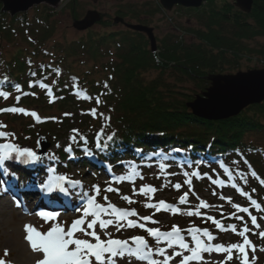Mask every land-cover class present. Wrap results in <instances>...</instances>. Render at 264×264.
<instances>
[{"label": "trees", "instance_id": "trees-1", "mask_svg": "<svg viewBox=\"0 0 264 264\" xmlns=\"http://www.w3.org/2000/svg\"><path fill=\"white\" fill-rule=\"evenodd\" d=\"M75 3L76 0L71 4V10L75 13L74 19L78 20ZM156 4L144 11L140 6L130 5L119 10L118 14L146 25V16L165 11L158 2ZM2 6L0 0V41L13 37L11 30L17 31L13 26L17 21L23 26L21 30H28L26 33L39 32L42 41L39 44L48 43L47 39L54 31L50 21L53 11L37 15L35 27L37 25L38 28L28 29L24 26L32 23L24 15L11 18L2 11ZM179 8L194 15L200 23L199 28L187 29L194 37L193 42H185L183 36L171 40L167 38L156 53L149 50L145 33L127 28L121 33L107 31L108 34L100 36L90 35L68 47L55 41L49 48L41 45L32 50L29 47L17 48L10 59L0 50V89L14 87L18 83L22 90L19 93L14 90V96L20 95V99H14L12 104L1 97L0 109L5 105H16L31 107L38 112L37 105L56 111L54 114L39 115L40 122L22 113H1L8 126L6 131L14 133L22 145L35 144L38 132L48 135L52 142L60 139L61 135L68 139L76 136L77 140L82 136L88 144L96 145L97 134L102 131L101 143L115 134L112 141H107L108 149L119 146L123 150L132 145V148L145 150L158 146L171 149L182 144L194 145L195 150L200 147L211 152L216 150L220 160H225L222 166L228 169L225 173L221 170L217 172L227 178L231 173L237 183L264 205V185L260 183L264 180V144L257 145L246 140L250 132L264 130V102L250 106L234 118L221 121L197 118L187 106L210 86L209 75H226V67L237 65L242 57L259 55L264 58V48L247 45L250 40L264 38V1L254 0L250 13L237 9L234 2L228 0L220 6L215 0H208L200 8ZM77 52L81 57L88 55L95 62L99 57L110 58L104 66L78 71L69 64L70 60L72 63L84 62L83 58L81 61L75 59ZM37 55L48 60H39ZM53 68L60 70L59 76L52 71ZM151 70L159 71V75L148 79L145 75ZM33 71L37 73L35 77L30 75ZM168 74L179 84L182 81L195 82L196 91L200 93L178 89L177 84L167 81ZM29 81H33L34 86L29 87ZM35 81L47 84L54 91V98H48V89L41 88ZM77 91L83 95L78 96ZM85 96L90 99H85ZM97 98L101 103H96ZM92 109L96 110L95 116L91 114ZM253 170L259 179L252 177ZM253 211L258 212L255 208ZM257 257L256 264H264V252Z\"/></svg>", "mask_w": 264, "mask_h": 264}, {"label": "snow or ice", "instance_id": "snow-or-ice-1", "mask_svg": "<svg viewBox=\"0 0 264 264\" xmlns=\"http://www.w3.org/2000/svg\"><path fill=\"white\" fill-rule=\"evenodd\" d=\"M31 65V61H29ZM52 71L59 76L60 70L58 68H53ZM30 75L35 77L37 75L36 72H31ZM35 83L39 84L41 88L48 89V94L51 96L52 91L51 88L41 82L35 81ZM34 86L33 81H29V87ZM16 91L21 92V86L17 83L14 85ZM107 87V85H105ZM35 95V93H23V95ZM78 96L83 95L80 91L76 93ZM9 93L7 91H0V97L7 99ZM85 99H90V97L85 96ZM20 95L16 96V100L19 101ZM96 103L99 104L101 101L99 98L96 99ZM0 112H11V113H22L24 115H30L37 122L41 121V117L34 111L29 112L28 110L21 107H9L0 109ZM91 114L93 116L96 115V110L92 109ZM68 115V114H66ZM102 115V114H101ZM7 128V125L0 123V140H3V143H0V169H3L5 175L9 174V170L7 168V163L9 161H15L22 164H35L36 162L41 160V156L37 154V152L28 147H21L17 143L14 142V133H8L3 131L2 129ZM79 135L78 130H73ZM103 135V132L97 134L96 139V147L101 150L107 149V141H112L113 136L115 134L109 135L107 137V141L101 143L100 136ZM80 139L84 140L85 145L87 144V140L84 137H80ZM70 140L73 143H77V137L72 136ZM65 151L70 155L73 152L72 144H69ZM139 151V150H137ZM174 151L179 152L181 149L177 148ZM84 152L88 156H92L93 153L87 148H84ZM159 155V153H156ZM50 159H56L55 156L50 157ZM247 163V161H245ZM161 172H164V166H161ZM53 175H50L46 184H42V188H46L48 192H52L54 189L59 190L62 193L67 194L68 189L64 186L65 184L71 186L72 188L80 187L83 188L82 182L80 180H73L66 175H56L54 168H49L48 170ZM187 176L188 174L185 173ZM206 175V174H205ZM252 177H257L256 172L251 171ZM192 176L199 178V173H192ZM229 177L231 178V173H229ZM139 178L141 180L144 179L143 175L139 172L133 171L127 175H121L114 177V182H123L130 181L133 183L132 193L133 195H142L146 198V202L144 207L152 208L155 211L153 215L149 216H140L139 213L134 208H125L121 209L112 204L108 197L103 196V200L106 202L105 204H101L97 202L96 197L100 196L101 188L99 185H93L92 191L93 195H89L87 192H83L81 194V200L83 201V205L81 207L76 208V211H80L82 214L79 218L72 221L71 225L65 229L64 225L56 222L58 213L55 212H45L39 211L33 213L43 219L45 222H54L48 228L47 231H41L37 227L32 224L24 225V231L26 233L25 239L29 243L31 249L35 253L42 254V258L36 261V264H117V259H129V264H131L132 260L138 262H145V264H169L170 261L174 259V257H182L180 260V264H192V262H196V264H200L202 261V253H226V260L230 261L233 259V250H235L240 257V264H250L248 258V248L254 252L255 246L248 239L247 234L251 231L248 225L245 223L242 229L237 231V226L235 224H229L227 227L220 220H217L213 216H208L206 213L200 211V209H206L209 207H213L209 205L206 201L200 200L199 204L195 208H189L186 210H182L176 205L169 204L164 200L150 202L153 199L154 194L157 192V188L152 185H141L139 189L135 187V179ZM159 178V177H158ZM247 182V181H245ZM3 181H0V184H3ZM212 183L223 185V180H213ZM260 183L264 185V180H260ZM184 184L191 186L192 179L188 178L184 181ZM166 186V185H162ZM177 191H179L182 187L180 183L173 184ZM233 188L242 195L247 197L250 204L254 206L257 210H261V205L257 202V200L253 199L248 192H245L242 188H238L236 184L232 185ZM3 191H7L4 189ZM105 192H117L119 193V188H113L111 184L104 188ZM253 192L255 189L252 190ZM192 192L191 187L187 192H184L183 195L179 197L178 204L184 205L188 203L189 193ZM2 194V192H0ZM216 193L214 192L213 195ZM128 204H134L136 201L132 199L131 196L121 195L120 197ZM199 199V197H197ZM220 199H226L228 203L236 210L233 213L229 214V218H236L239 220H243V216H238L237 213H247L250 217L251 224L255 228H259L260 225L257 223V217L252 215L249 212L248 207H242L239 204L232 203L231 197L221 196ZM17 207H20V203L17 202ZM26 209V205L23 206ZM220 208H223V205H220ZM171 212L172 214H181L185 212L187 216H197L204 217L205 223L207 221H211L220 231H231L236 233L238 236L243 238L242 243H233L228 245L227 247L223 244H213L212 242L216 240V236H214L209 229L207 228H199V227H190L188 229H181L178 225H173L168 231H161L160 228L148 227L147 223L158 224V220H154L153 216L156 212ZM223 212H221V216L223 217ZM110 217V218H105ZM131 217H136L137 219H131ZM143 221V222H141ZM97 226L101 230H106L109 226H113L116 228V231L119 232L122 228H140L147 232L148 236L152 237L157 244L164 243L167 247H157L153 248L149 245L148 240L144 236H132L129 239H115L112 238L111 233L105 231V235L108 237L107 239H101L100 234L97 233ZM186 232L193 241V246H189V243L185 241V237L182 233ZM81 233L84 237H90L91 239L80 238L76 234ZM261 238H264V231L259 233ZM178 247L183 251H174L171 255L167 254L168 248ZM264 250V249H262ZM184 252L189 254L185 255ZM8 255V250L5 249V256ZM161 256L162 260H157L154 257ZM255 259V257H253ZM0 264H6L3 259H0Z\"/></svg>", "mask_w": 264, "mask_h": 264}, {"label": "rangeland", "instance_id": "rangeland-1", "mask_svg": "<svg viewBox=\"0 0 264 264\" xmlns=\"http://www.w3.org/2000/svg\"><path fill=\"white\" fill-rule=\"evenodd\" d=\"M73 1L74 0H61L56 6H52L48 3H42L39 5L33 6L25 14H18V15L16 14L17 16H15V17H19L21 15H24L26 17L25 19L29 20L30 23H32V25H30V26L25 25L24 27H28V29H31V27H32L35 29L37 27V25L35 27V19H36L37 15H42L44 12L51 10L53 12H52V16H51L50 21H51V25L54 26V31L52 32V35L47 39L48 43L39 44V42L42 43V41L40 40L39 32L35 31L31 34V31H30V32L26 33V31L24 30L25 28L23 30L20 29V27L21 28L23 27L21 25V23H19V22L17 23V21H16L13 26L17 29V31H15L13 29L11 30L13 37H11L10 40H9V38H5L3 41H0V50H2L3 54L6 55V58L10 59L12 53L13 52L15 53L17 51V48L29 47L32 50V49L37 48L39 45H41L43 48H49L53 45V43H55V41L60 42L61 45L63 43L64 46L68 47V45L71 46V44L74 41L84 40V39L88 38V36H90V35H94V36L99 35L100 36V35L108 34L107 31L111 32V33L124 32V31H126L125 26H123L121 23L117 24V23L113 22L115 17L121 16L120 14H118L119 10H121V9L123 10V9H125V7H127V6L129 7L130 5H134L135 7L137 5V6H140L142 8V11H144L145 9L146 10L152 9L155 6H157V4H156L157 2L160 4V0H76L75 12H76L78 20H83V18L85 17V15H87V13L89 11H96L101 15V19L98 20L88 30H78L74 27V22H75L74 14L75 13L73 14V10H71V8H72L71 4L73 3ZM225 1L226 0H215V2L217 4H219V6L221 4H223ZM228 1H233V0H228ZM6 13H8V12H6ZM24 16H22V17H24ZM10 17L14 18L11 15H10ZM22 17H20V18H22ZM124 19H125V21H127L129 23H138L129 17L124 16ZM144 19L146 20L145 21L146 25H148L149 27H152L154 29V34H155V38H156V42H157V50H158V47L163 45V41L167 38L169 40H171V39H175L176 37L179 38L180 36H183L185 42L192 43L194 40V37L192 34H190L187 31V29L188 28H194L195 29V28L200 27V23L194 15H191L189 12H187L186 10L180 9L179 7L173 8L172 11H163V12H157L154 15H148ZM32 38L35 39L34 40L35 42H32L33 44L31 45L30 40ZM147 40H148L147 46H148L149 50L151 51L150 40L149 39H147ZM247 45L251 48H256V47L257 48H264V38L261 37V38L255 39V40H250L247 42ZM114 51H116V50H114ZM156 52H152V53H156ZM106 57L107 58H105V57L100 58L99 57V60L97 62H95L93 60H90L88 55H83V57H81V54L77 52L75 59L76 60L78 59L79 61H81V59L83 58V60H84L83 63L86 62V64H83L81 62L72 63L71 60L69 61V64L75 66L74 69H76L78 71H83L84 69H88V67L104 66L105 62H107V60L109 61V58H110L109 56H106ZM33 58H35V56ZM36 58H38L39 60H42V61L48 60V58L41 57L38 55L36 56ZM263 59L264 58L260 57L259 55H253V56L250 55L249 57L248 56L242 57V58H240L237 65H235V64L231 65V66L226 65L227 67H226V73L225 74H235L239 71L247 72L249 70L263 69L264 68ZM158 75H159V71L151 70L148 73H146L145 76L148 79H153V78L157 77ZM168 75H169L168 77L166 76L167 81H169L171 84H177L180 87V88L178 87V89L182 88V89L188 90V92H190V93H193V92L196 93L197 92L196 91L197 86H196L195 82H184V81H182L181 84H179V83H177L176 78L170 77L171 74H168ZM197 93H200V92L198 91ZM35 107L40 109V111H39L40 114L43 113V114L48 115V114H54L56 112L54 110H48L46 108H43V107H40L37 105ZM27 108H28L27 110H29V107H27ZM17 121L19 123H24L23 120H17ZM11 125L14 126V128H17L16 125H13V124H11ZM41 136L43 137V140L46 139V137L48 138V135H45V134L41 135ZM246 140L253 141L257 145L258 144H264V130L260 131V132H258V131L250 132V134L246 136ZM44 142H45V140H44ZM64 146H65V141L63 144L61 141V142L57 143L54 146V148L51 149V151H55L59 147H64ZM64 148H66V147H64ZM76 170H78V169H76ZM76 177H77V175H76ZM149 177H152V176H149ZM145 180L148 181V178L147 179L144 178L142 180L143 183H141V181H138L137 185L135 187L137 189H139L141 185H148V184H145V182H144ZM164 182H165V180H164ZM161 184H159L158 186L162 187ZM154 186H156V184H154ZM105 187H106V185L104 186V188ZM104 188H102V192H101L100 196L105 194ZM181 191L182 190L180 189L179 191L176 190L174 192L179 195V193ZM91 192H93V191H91ZM163 192H164L163 190L158 192L157 196L162 197V195L164 194ZM123 195L132 196V199H134L136 201V203H134V204L126 203L124 200H122L120 198L121 195L119 197H115L111 193V195H109V196H111V198H113V202L119 203V205H121V206L136 207L140 212V216H142V215H153V212L155 211L154 209L144 207V204L146 202V198L144 196L133 195L132 189H128L127 191H125V193ZM100 196L98 197V199L100 198ZM157 196L154 195L152 201H150V202H153V203L156 202L155 197H157ZM223 196L231 197V195L228 192H225L223 194ZM199 197L201 199H204V200L210 202L211 204L215 203V205H214L215 211L221 209L220 205H222V203L218 200H217V202H215V200H214L215 197L211 191H201ZM232 199H237V198H232ZM222 201L225 203H228L227 201H224V200H222ZM232 203H233V200H232ZM192 204L194 206L197 205L195 198H194ZM228 204H230V203H228ZM10 209H11V207L6 208L7 211L5 210L4 213L7 214L13 210V208H12V210H10ZM181 209L186 210L189 208L181 207ZM227 209H224V210H227ZM12 212H14L13 213L14 215L19 214V212H17V210L16 211L14 210ZM183 213H184L183 216H187L185 212H183ZM156 214H157V212L153 216V219L158 220L160 225L163 227V229H166V227L168 228L169 226H173V225H178L181 229H183V228H187L189 226V224L193 225V223H194L192 220L191 221L186 220L184 217L181 218V216H175V217L171 216L170 213H166L164 215H156ZM207 214H211L213 216L216 215V214H212L210 212H208ZM1 219H2V217L0 216V220ZM188 221H190V222L188 223ZM52 223L53 222L46 223L43 219H37V224L35 226L42 227V225H43L45 228H47V227L51 226ZM250 223H251V221H250ZM166 224H169V225H166ZM258 224H260L261 227H264L263 221H260ZM195 225H197V224H195ZM244 225L245 224H243V226ZM248 226L250 227V225H248ZM148 227L159 228V227H157L156 224L148 225ZM241 227L240 228L237 227V231H239L240 229L243 228V227L242 228ZM207 228H209V227H207ZM109 229H110L109 231L104 230V232L102 234L104 236H106L104 234L106 231V232L111 233V236L115 235L117 238H123V239H125V237L129 234V232L127 230H123V228L119 232H117L116 228L113 226H110ZM13 231H14V228L12 226H4L3 222L0 221V259H3L6 262V264H15L14 253L11 252V249L15 245H21V242H25V240H26L24 232H21L19 234H17V233L14 234ZM222 234H223V232H222ZM11 235H13V236H11ZM6 236H11L10 238H11V242L13 243V246L3 242L4 239L6 238ZM247 236H249V234H247ZM241 239H242V237H241ZM238 240H240V236H238L236 233L228 231L226 236H224V237L219 236L212 243L213 244H223L227 247L230 244L238 243ZM240 242H241V240L239 241V243ZM253 245L255 246V249H256L255 252L260 254V255H263L262 252H257V248L259 246L261 248H263V244H261V243L258 244V242L254 241ZM5 249L8 250L7 256H5ZM177 250H178V248H174V251H177ZM251 251L252 250L250 248L248 253L249 254L252 253L251 255H253V252H251ZM184 254H187V252H184ZM226 255H227L226 253H217L214 251L211 253H207V252L202 253V261L200 262V264H223V263H227ZM233 258H240L239 254L235 250H233ZM37 259L35 258L34 261ZM254 260L255 259H253V258L251 259L252 262ZM174 262L180 264V262H178L177 260ZM192 264H196V263L192 262Z\"/></svg>", "mask_w": 264, "mask_h": 264}, {"label": "water", "instance_id": "water-1", "mask_svg": "<svg viewBox=\"0 0 264 264\" xmlns=\"http://www.w3.org/2000/svg\"><path fill=\"white\" fill-rule=\"evenodd\" d=\"M61 0H3V12L12 16L25 13L35 5L48 3L56 6ZM207 0H160L162 8L172 11L175 6L185 8H200ZM264 1V0H263ZM254 0H235V5L245 13L252 11ZM101 15L96 11H89L83 20H75L74 27L87 30L92 27ZM114 23H121L128 29L145 33L150 40L151 51H157V42L152 27L143 24H133L117 16ZM210 86L195 100L187 104L192 113L199 118L209 121L227 120L240 115L246 108L264 102V69L239 71L235 74H211L207 77ZM45 140V139H44ZM43 139L39 141L43 153L48 144Z\"/></svg>", "mask_w": 264, "mask_h": 264}, {"label": "bare ground", "instance_id": "bare-ground-1", "mask_svg": "<svg viewBox=\"0 0 264 264\" xmlns=\"http://www.w3.org/2000/svg\"><path fill=\"white\" fill-rule=\"evenodd\" d=\"M13 204L12 201H9L7 203L1 202L0 203V216L2 217L1 221L3 222L4 226H12L14 228V234L25 232L24 231V225L26 224H35L34 219H27L26 217L22 216L21 214L14 215L12 212V208L9 213L5 214L6 208L9 207V205ZM32 209V207L30 208ZM7 211V210H6ZM13 234V235H14ZM26 234V233H24ZM11 235V236H13ZM11 236H6L4 239V243L10 244L13 246V243L11 242ZM11 252L14 253V262L15 264H34V259L37 258L38 256L42 255L40 253H35L32 251L29 243L27 241L21 242V245H15L11 249Z\"/></svg>", "mask_w": 264, "mask_h": 264}]
</instances>
